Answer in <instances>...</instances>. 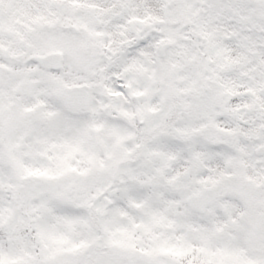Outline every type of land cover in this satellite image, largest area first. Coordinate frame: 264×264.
I'll return each mask as SVG.
<instances>
[{"label":"snow or ice","instance_id":"snow-or-ice-1","mask_svg":"<svg viewBox=\"0 0 264 264\" xmlns=\"http://www.w3.org/2000/svg\"><path fill=\"white\" fill-rule=\"evenodd\" d=\"M0 264H264V0H0Z\"/></svg>","mask_w":264,"mask_h":264}]
</instances>
